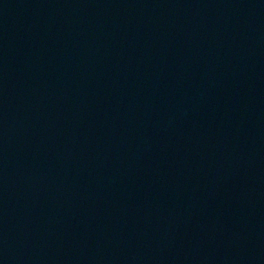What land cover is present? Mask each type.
<instances>
[{
    "label": "water",
    "instance_id": "95a60500",
    "mask_svg": "<svg viewBox=\"0 0 264 264\" xmlns=\"http://www.w3.org/2000/svg\"><path fill=\"white\" fill-rule=\"evenodd\" d=\"M0 264H264V0H0Z\"/></svg>",
    "mask_w": 264,
    "mask_h": 264
}]
</instances>
